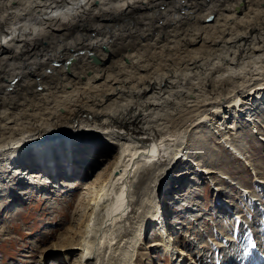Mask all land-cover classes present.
Listing matches in <instances>:
<instances>
[{
    "label": "bare ground",
    "instance_id": "6f19581e",
    "mask_svg": "<svg viewBox=\"0 0 264 264\" xmlns=\"http://www.w3.org/2000/svg\"><path fill=\"white\" fill-rule=\"evenodd\" d=\"M192 1L0 0V65L12 64L0 69V162L7 165L0 170L16 171L17 182L51 194L53 187L75 182L51 177L60 172L52 169V159L65 147L75 153L90 145L79 162L88 153L103 162L117 148L102 172L81 187V235L71 233L59 248L78 250L71 264H129L121 260L132 256L158 212L167 219L159 196L172 179L179 184L171 195L192 174L189 167L172 173L192 130L211 120L208 114L264 91V0ZM91 37L96 41L89 43ZM37 71L46 80L36 78ZM225 122L223 141L233 130ZM24 161L41 167L25 170ZM79 166L63 171L74 173ZM180 190L173 194L180 202L171 203L181 210L188 196ZM217 200L219 208L229 205ZM165 221L160 239L149 245L163 251L174 244ZM182 248L174 249L186 256Z\"/></svg>",
    "mask_w": 264,
    "mask_h": 264
},
{
    "label": "rangeland",
    "instance_id": "374dc122",
    "mask_svg": "<svg viewBox=\"0 0 264 264\" xmlns=\"http://www.w3.org/2000/svg\"><path fill=\"white\" fill-rule=\"evenodd\" d=\"M186 2L190 4L193 1L186 0ZM121 31L122 28L120 27ZM127 31L129 32V30ZM105 33L103 32V35ZM91 41L94 42L96 39L91 37L88 42L91 43ZM97 58L98 62H101V58ZM102 60L104 59L102 58ZM92 64L95 65V63ZM9 65L12 64L0 65V69H9ZM43 75L44 73L40 71L36 72V78L38 77L39 80L44 78ZM238 105H240V110L234 108L235 106L238 108ZM20 109L23 110L22 107ZM221 110L218 114L213 112L215 115L208 114L212 119L204 120L192 130L189 139L186 140L187 142L182 148L183 151L180 153V162L176 164V168L172 172L178 174L183 172L184 168L189 167L192 174L189 176L190 179H185L181 183V187L189 183L199 182L198 188L194 190L197 192L193 194L186 192L188 201L185 203L186 207L181 210L175 204L168 205L165 200L171 199L170 197L179 189L171 195V187L179 184L178 179L174 178L169 182L167 191L159 196V200L165 205L162 212H167L175 206L173 212L175 215L178 213L176 228L181 234L180 240H183V245L187 251L198 253L196 260L199 261V264H245L248 261L246 259L247 250L238 252L235 251L238 246L227 245L225 248L219 244H221L220 241L223 237L233 236L236 230H245L243 224L246 220L248 222L249 219L254 220L255 209H258L257 205H264L256 197L255 202L252 200V195L264 197V91L252 95V98H240L237 105L227 104L226 109L222 107ZM247 116H251V118ZM222 122H225V126L233 127V130H229L227 133L229 137L224 141L219 132L226 131L227 128L226 130L221 129ZM225 140L228 141L225 143ZM229 144L236 147L232 149ZM82 147L90 148V145L84 144ZM228 147L236 151L242 158L236 157ZM237 148H239L240 154ZM116 150L115 146L112 147L108 156L104 157L103 162H100L101 158L97 155L88 153L85 162L95 163V167L88 166L87 168L90 170H87L88 176L74 182L73 186L76 184L78 189L77 187L73 191L65 189L58 194L57 191H54L56 194H52V192L51 194L45 193L46 195L33 192L31 187L22 185V182H17L11 171L2 172L0 170V264H71L78 254V250L66 251L59 250V248L61 243H64L65 238L72 236L71 233L74 232L73 235L76 237L81 235L77 225L78 219L82 218L81 214L84 209L83 204L79 205L85 190L81 187H85L87 181L102 172L107 163L112 160ZM201 155L203 156L201 157ZM182 156L185 158L188 156L193 164L187 159L184 162ZM3 163L0 162L1 168L7 166ZM194 167H198L200 172L196 173ZM206 169L208 171L214 169L217 174L211 175ZM253 172L255 176L252 174ZM208 183H213V188L208 189ZM23 187L26 188L23 189ZM185 188L187 189V187ZM215 189L219 193L218 198L227 199L226 201L229 203V205L222 203L224 208H219L216 211L219 216L211 214V210L208 209L210 205L217 209L214 201ZM187 204L190 207H187ZM225 206L229 207V211L225 210ZM179 211H182L181 214ZM247 217L249 219L244 220ZM156 218V224L154 222L153 225L143 230L141 239L136 240L133 245V247L135 246L133 252L129 254L132 256L124 258L125 260L122 259L121 262L126 261L129 264H172L162 258L164 253L159 247L156 246L155 249V247L149 246L151 242L160 239L158 231L163 227V214L158 212ZM237 218L241 219L242 222ZM256 228L261 230L260 226ZM223 240L225 241V239ZM224 249L232 254V259H225V257L223 259ZM62 252H66L68 257H64ZM175 263L173 262V264Z\"/></svg>",
    "mask_w": 264,
    "mask_h": 264
},
{
    "label": "water",
    "instance_id": "95a60500",
    "mask_svg": "<svg viewBox=\"0 0 264 264\" xmlns=\"http://www.w3.org/2000/svg\"><path fill=\"white\" fill-rule=\"evenodd\" d=\"M105 48V47H104ZM91 54H92V52H91ZM93 58H94V60L95 61H98V58L96 57V55H94L93 56ZM72 61V58H70V59H68L67 61H66V66L69 68V64H70V62ZM60 62H56V64H59Z\"/></svg>",
    "mask_w": 264,
    "mask_h": 264
},
{
    "label": "snow or ice",
    "instance_id": "6c2138e0",
    "mask_svg": "<svg viewBox=\"0 0 264 264\" xmlns=\"http://www.w3.org/2000/svg\"><path fill=\"white\" fill-rule=\"evenodd\" d=\"M252 247H255V245H252Z\"/></svg>",
    "mask_w": 264,
    "mask_h": 264
}]
</instances>
